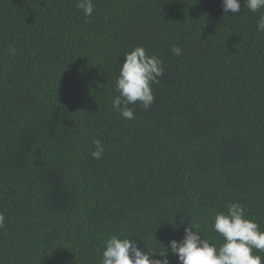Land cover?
<instances>
[{
    "label": "trees",
    "instance_id": "obj_1",
    "mask_svg": "<svg viewBox=\"0 0 264 264\" xmlns=\"http://www.w3.org/2000/svg\"><path fill=\"white\" fill-rule=\"evenodd\" d=\"M76 2L0 0V264H100L112 235L170 253L190 222L219 247L232 203L264 231V9ZM138 46L164 73L127 120L112 100Z\"/></svg>",
    "mask_w": 264,
    "mask_h": 264
},
{
    "label": "clouds",
    "instance_id": "obj_2",
    "mask_svg": "<svg viewBox=\"0 0 264 264\" xmlns=\"http://www.w3.org/2000/svg\"><path fill=\"white\" fill-rule=\"evenodd\" d=\"M246 4L251 12L264 9V0H246ZM76 7L85 17H91L94 13L93 0H77ZM222 10L224 13H238L241 2L222 0ZM257 31L264 32V12L257 21ZM8 51L15 54L11 45ZM171 51L176 56L182 54L181 48L175 45ZM163 73V61L155 55L149 56L143 47L126 52L115 82L118 95L112 100V109L124 119H135L134 109L130 105L139 102L145 109L150 108L154 102L151 86L159 83L158 77ZM93 143L96 150L91 155L94 159H101L104 147L99 140ZM4 221L5 216L0 213V229L4 228ZM211 223L213 230L223 239L219 247L203 239L199 224L190 222L184 228L181 240L169 241L170 253L165 247L163 251L146 247L141 250L132 237L112 235L104 241L100 264H170L169 254L178 258V264H264V257L253 255V250L264 252V231L257 222L246 218L244 206L230 204L226 213L214 214ZM157 256L159 258H154Z\"/></svg>",
    "mask_w": 264,
    "mask_h": 264
}]
</instances>
